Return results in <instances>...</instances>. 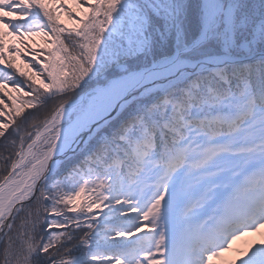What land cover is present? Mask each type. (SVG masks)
<instances>
[{
  "label": "snow or ice",
  "instance_id": "snow-or-ice-1",
  "mask_svg": "<svg viewBox=\"0 0 264 264\" xmlns=\"http://www.w3.org/2000/svg\"><path fill=\"white\" fill-rule=\"evenodd\" d=\"M262 230L264 0H0V264H264Z\"/></svg>",
  "mask_w": 264,
  "mask_h": 264
},
{
  "label": "rangeland",
  "instance_id": "rangeland-1",
  "mask_svg": "<svg viewBox=\"0 0 264 264\" xmlns=\"http://www.w3.org/2000/svg\"><path fill=\"white\" fill-rule=\"evenodd\" d=\"M264 231V230H262ZM246 240H251V239H259V236H251V237H246ZM243 245L238 241L234 246L233 250L226 252L224 256L220 259H217L214 261V264H228V262L232 259H234L237 255L236 249L239 247H242Z\"/></svg>",
  "mask_w": 264,
  "mask_h": 264
},
{
  "label": "trees",
  "instance_id": "trees-1",
  "mask_svg": "<svg viewBox=\"0 0 264 264\" xmlns=\"http://www.w3.org/2000/svg\"><path fill=\"white\" fill-rule=\"evenodd\" d=\"M64 21H65L66 24H68L69 26H71V23H70L69 21H67L66 18H64ZM33 39H35L37 42H40V40H41L42 38H40V37H35V38H33Z\"/></svg>",
  "mask_w": 264,
  "mask_h": 264
}]
</instances>
